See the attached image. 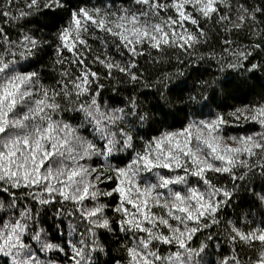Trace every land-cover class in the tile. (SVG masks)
Listing matches in <instances>:
<instances>
[{
  "label": "clouds",
  "instance_id": "clouds-1",
  "mask_svg": "<svg viewBox=\"0 0 264 264\" xmlns=\"http://www.w3.org/2000/svg\"><path fill=\"white\" fill-rule=\"evenodd\" d=\"M52 2L0 3V12L6 10L9 28L15 30L10 39L0 28V264H62L55 253H64L65 248L63 239L54 237L59 224L53 217L68 219L69 214L73 264H112L113 260L115 264H264V240L260 239L264 234V123L259 117L253 119L255 109L245 105L227 113L247 112L246 119L258 121L261 130L242 138L231 132L225 135L227 121L209 129L207 125L215 120L189 119L183 131L167 130L181 125L186 116L216 112L233 98L244 99L249 93L264 98V72L210 76L195 89L182 91L187 77L178 66L160 71V65H153L155 71L137 77L105 52L100 63L107 61L108 68L127 75L121 79L110 73L111 80L103 77L105 83L93 88L98 81L87 79L86 72L76 76L70 66L58 67L69 63L59 46L55 60L49 58L51 67L44 71L46 65L41 61L51 41L44 39L41 26L54 27L44 11ZM219 2L227 6L230 0ZM21 3L23 7L16 6ZM184 3H193L196 11L209 15L202 10V0L159 4L133 0V6L103 12L100 19L105 21L103 28L122 41L154 47L155 36L161 45L172 48L180 42L179 34L173 35L171 44L164 43L162 34L176 21L161 16L158 9L180 11ZM259 11L241 7L230 26L241 28L246 18L256 23ZM121 23L128 25L127 31L118 27ZM133 27L146 29L150 35L137 40ZM53 35L59 39V33ZM192 35L193 52L188 55L203 59L205 54H198L197 45L207 33ZM164 51L161 48L158 58L167 64ZM49 72L58 75L55 82ZM248 137L261 147L251 154L225 151L230 143L235 145L230 147H239ZM158 142L163 146L157 147ZM217 144L220 147L214 150ZM221 153L232 155L234 163L221 159ZM209 171L213 179L217 173H227L241 184L218 188L213 179L205 178ZM113 177L120 184L105 186ZM221 192L224 200L218 202L215 197ZM233 194L239 199L233 201L237 206L232 216L225 220L221 213L218 218V210ZM125 202L134 204L135 210L125 208ZM237 219L255 227L245 233L237 227ZM212 225L215 232L204 231ZM77 232L79 239L73 235ZM222 243L233 246L230 259L220 258ZM236 243L259 260L237 259Z\"/></svg>",
  "mask_w": 264,
  "mask_h": 264
},
{
  "label": "trees",
  "instance_id": "trees-1",
  "mask_svg": "<svg viewBox=\"0 0 264 264\" xmlns=\"http://www.w3.org/2000/svg\"><path fill=\"white\" fill-rule=\"evenodd\" d=\"M152 2L159 4L161 2L167 3L169 0H152ZM177 2H182V0H177ZM206 2L207 0H204V3ZM0 3H3V0H0ZM12 4L15 5V0H12ZM213 4L214 10L209 11L208 16H204L202 12L196 11V5L193 3H184L180 11H177L175 8L158 9L161 16H165L166 18L171 16L176 21L170 28L166 27L165 29V32L168 33L170 44L173 35L176 34L183 36L185 33L196 35L207 33V37L203 39V42L197 45L198 54H205L203 59L198 60L197 55H188L189 52H193L190 41H181L179 36L178 39L180 42L172 48H169L168 45L152 47L147 43L140 45L129 43V41H122L119 37H113L112 33L107 32L104 28L97 27L96 21L101 18L103 12L118 10L120 6H133V0H60L59 4L56 3V0H53L50 7L44 9V11L49 14V19L54 27L43 28L41 26V30L45 33L44 39L51 41L50 46H45L46 54L41 61L46 65L44 71L48 72V69L51 67L49 58L52 61L55 60V53L59 46L60 54L69 58V63L66 65H58V67L70 66L76 76H81L86 72L87 79L98 81V83L92 85L93 88H97L100 84L105 83L103 77L107 76L111 80L110 73L123 79L127 75V72L121 71V69H130L134 76L140 77L146 72L155 71L153 65H160V71H172L177 66L184 70L187 79L183 82L184 87L182 91H186L189 87L195 89L198 87L200 80L207 79L210 76L259 75L261 72H264V0H230L227 6L221 4L219 0H213ZM16 6L23 7L24 5L21 3ZM135 7L139 10L141 6L135 5ZM241 7L247 8L249 11H252L254 7L261 9V11L255 14L257 22L250 23L248 18H246L243 27H231V21L236 20L238 9ZM81 9L92 15L93 19H87L83 12L80 11ZM93 9H100L101 12L96 13ZM181 11L184 13L183 17H181ZM73 14L80 20V39H76V31L73 30L75 27L73 24ZM117 14L120 13L118 12ZM224 16H227L228 19L222 20L221 18ZM193 20L196 21L195 24ZM108 27H112V25L108 24ZM125 27H128V25H125ZM225 27L228 28V31L224 30ZM0 28L4 29V33L9 35L10 39L12 38L15 30L9 28L6 10L0 12ZM65 29H69V39L67 42L61 38ZM255 31L260 32L261 35L253 36L252 33ZM53 33H59V39ZM101 39L104 41L103 44L101 43ZM81 40L84 43H81ZM112 40H115V43H112ZM181 44H183L182 47ZM116 45H119V51L116 50ZM161 48L165 50L164 54L168 57L167 64L158 58ZM105 52L113 61L120 62L121 69L108 68L106 66L107 61L105 64L100 63V60H105V56L103 55ZM177 57L179 58L177 59ZM191 61H196V63H191ZM228 65H234L235 67H228ZM252 65H256V67L253 68ZM48 74L52 82L58 79L57 74L50 72ZM45 82L47 83L49 80H45ZM245 105L249 108H258L264 105V98L258 93L255 95L249 93L244 99L233 98L229 100L226 107H218L216 112L197 117L186 116L181 125L167 130L183 131L187 127V121L189 119H203L206 122L216 120L218 112L219 116L227 121L223 124V127L226 129L225 135L228 132L241 138L252 135L254 132L260 131L261 126L258 121L246 119L247 112L243 115L237 114V116L227 115L228 112L234 111L236 108H243ZM161 131H164V129H161ZM153 135H159V133H154ZM148 139H151V137H148ZM230 146L235 145H231L230 143ZM121 166L123 165L121 164ZM216 177L217 179H213L212 173L209 171L206 173L205 178L213 179V183L218 188L225 184L229 186L232 184H241L238 178L233 180L228 177L227 173H217ZM200 183L203 184V181L201 180ZM118 184H120V179L116 177H113L111 181L105 182V186L111 187H115ZM253 187L259 190L257 185H253ZM215 199L218 202L223 201V192L217 194ZM238 199L239 197L236 194L230 195L223 209L218 210V218L221 213L224 215L225 220L230 218L232 216V209L237 206L233 201H237ZM116 201L119 202L118 194H116ZM240 203L241 206H244L245 202L240 201ZM125 208L135 210L134 204L127 202H125ZM153 211H155V208H153ZM53 219L59 224V228L54 233V237L57 239L62 238L65 248L64 253L57 252L55 255L60 258L62 264L65 261L67 264H73L75 253L71 250L69 241L74 242V240L73 236L70 235L72 229L68 223L72 219V216L69 214L68 219L63 217H53ZM2 222L0 220V223ZM205 222L207 223L208 221L205 220ZM221 223H224V221H221ZM51 227L49 225V230H51ZM237 227H243L245 233H247L250 228L255 227V224L248 226L243 220L237 219ZM261 227H264V225H261ZM163 230L167 234V229L165 228ZM204 231L215 232L216 226L212 225L210 229ZM73 235L76 239H79L80 233L77 232ZM197 235L199 236L200 233ZM121 239H124V237L121 236ZM25 242L28 243L29 241L26 239ZM253 243L256 244L258 241H253ZM234 249L237 259L259 260L258 256L254 255L251 250H245L244 246L240 243H236ZM219 255L221 259H230L233 256V246L222 243ZM112 264H115V260L112 261Z\"/></svg>",
  "mask_w": 264,
  "mask_h": 264
},
{
  "label": "snow or ice",
  "instance_id": "snow-or-ice-1",
  "mask_svg": "<svg viewBox=\"0 0 264 264\" xmlns=\"http://www.w3.org/2000/svg\"><path fill=\"white\" fill-rule=\"evenodd\" d=\"M177 7L179 9V7H180L179 4L177 5ZM202 10L204 11L205 15L209 14V11L214 10L213 0H207L206 3H204V0H202ZM80 11L83 12L84 16L87 17V19H89V20L93 19L92 15H90L87 11H85L83 9H81ZM96 11L98 12L99 10L97 9ZM183 15H184V13L181 11V16H183ZM134 19L135 18H133V20ZM96 23H97V26H99L101 28H103L105 26V21L103 19L97 20ZM73 24L75 26L74 29L76 31V39H80L79 33H80L81 24H80V20L76 18L75 14H73ZM118 27L121 29H125L124 23L119 24ZM108 30L111 31L110 28ZM125 31H127V29H125ZM131 31L134 34H137V40H139L140 37H142V36L147 37L150 35L146 29H139V28L133 27L131 29ZM68 33H69V29H65L64 32L62 33L61 38L65 42H67L69 39ZM162 35L165 37L164 43H169L168 33L165 32ZM121 37L125 40L128 39V37L124 34V32H121ZM193 38H194L193 35L190 33H185L183 36H179V39L181 41H185V42L191 41ZM152 40H153V46L154 47H160L161 46L159 38L152 36ZM81 43H84V41L81 40ZM69 46L71 47V45H69ZM181 46H183V44H181ZM133 51H135V49H133ZM109 67H111V65H109ZM230 67H231V65H230ZM252 67L255 68L256 65H252ZM233 115H236V114L234 113ZM258 117L261 118V123H264V105H261L260 107L255 108V114L253 115V119H256ZM223 122H225L224 118L221 116H217L216 120L213 123L208 124L207 127L209 129H211L214 126L218 125L219 123H223ZM168 139L171 142V134H169ZM177 144H178V142H177ZM161 146H162V142H158L157 147H161ZM219 147H220V145H218V144L214 145V150L218 149ZM256 147H261V146L258 145L251 137H248V138H245V139L240 141L239 147H230L229 146L228 148L225 149V151H230V152H234V153L240 152V151H245V152L251 154L253 152V149ZM220 158L225 160L228 164L234 163V157L232 155H224L223 153H221ZM207 167H211V165H208ZM224 170H227V168H225ZM122 191H124V190L122 189ZM202 207H210V205H202ZM260 239L264 240V234H261ZM132 251L133 250H130V252H132Z\"/></svg>",
  "mask_w": 264,
  "mask_h": 264
}]
</instances>
